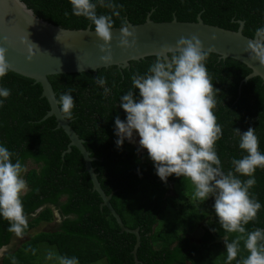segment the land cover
I'll return each instance as SVG.
<instances>
[{"label": "trees", "instance_id": "16d2710c", "mask_svg": "<svg viewBox=\"0 0 264 264\" xmlns=\"http://www.w3.org/2000/svg\"><path fill=\"white\" fill-rule=\"evenodd\" d=\"M22 1L68 30L139 25L151 14L155 22H197L201 15L205 24L232 31L244 21L249 38L264 32V0ZM170 57L159 99L167 69L158 56L49 80L62 113L97 158L93 166L106 194L114 193L111 204L127 228H139L140 264H264V82L243 83L252 70L217 54ZM42 92L0 64V250L16 232L54 222L56 210L62 219L55 231L6 251L0 264H38L42 244L56 247L65 264H135L136 236L121 232L101 208L80 151L62 157L70 140L55 117L42 121L50 110ZM132 119L144 124L147 153L118 130ZM186 176L201 190L199 205L176 199ZM168 209L177 215L163 221ZM197 230L199 242L191 237Z\"/></svg>", "mask_w": 264, "mask_h": 264}, {"label": "water", "instance_id": "95a60500", "mask_svg": "<svg viewBox=\"0 0 264 264\" xmlns=\"http://www.w3.org/2000/svg\"><path fill=\"white\" fill-rule=\"evenodd\" d=\"M237 31L205 24L198 16L197 22H155L151 14L143 24L127 22L120 28L92 30H68L49 23L38 16L22 0H0V64L4 70L34 80L41 84L42 97L46 98L50 110L42 121L55 117L57 129H62L70 143L62 157L77 148L84 159L85 169L90 175L93 190L102 199L101 208L107 207L116 219L121 232L132 233L137 242L133 250L135 264H140L137 253L141 246L139 228L129 229L123 223L111 200L114 193L106 194L93 166L97 158L85 147V141L72 128V120L62 113L61 102L49 80L50 76L65 74H97L103 68L117 66L129 68L131 62L148 57H161L167 72L161 82L158 99L164 82L173 69L172 53H194L202 60L201 53H213L223 59L232 58L252 70L244 80L259 77L264 82V32L258 31L254 38L243 34L244 21H238ZM157 99L156 104L159 105ZM161 111V109L159 108ZM136 145V144H134ZM143 154L147 152L141 144L136 145ZM40 208L37 213H40ZM55 217L60 218L58 210ZM8 248L0 250V258Z\"/></svg>", "mask_w": 264, "mask_h": 264}, {"label": "rangeland", "instance_id": "374dc122", "mask_svg": "<svg viewBox=\"0 0 264 264\" xmlns=\"http://www.w3.org/2000/svg\"><path fill=\"white\" fill-rule=\"evenodd\" d=\"M137 131L138 130H137L136 126L133 125L128 132L126 131V133L129 134V135H127V138H133L132 135H130V134L133 133V135H136V134H138ZM136 145H138V144H136ZM145 153H147V152H145ZM154 153H156V152H154ZM149 159L154 164L158 163L157 159H155L153 157H149ZM31 167H32L31 165L28 166V168H31ZM189 178H190V176H188L187 178H184L182 180L185 184L182 185L180 192L178 194H176V199L179 201V203L181 205L184 203H187V204L195 203V204L199 205V203H200L199 196H201V190H200V188L197 187V185H195V182ZM186 180H188V181L186 182ZM204 184H205V182H204ZM24 190H26V189H24ZM178 209L176 211H178ZM187 210H188V208H185V212H187ZM174 215L176 216L177 213L172 211L171 209H168L165 211V214H164L162 220L163 221L164 220L165 221H172V220H174L173 218H175V217H173ZM60 223H61V220L58 219L52 223H42L38 227H36L33 230H31L30 232H28L27 234H21L19 232H16V235H15L14 240H13V244L8 248V250L9 249L15 250V249L20 248L25 242H27L31 238V236H34L38 233L55 231ZM201 235H202V232L197 230V233H193V235H191V237L196 242H199ZM38 264H65V263L63 262L61 254L56 249V247L50 246L47 244H42L39 247ZM93 264H107V262H106V260H102V261H99V262L93 263Z\"/></svg>", "mask_w": 264, "mask_h": 264}, {"label": "flooded vegetation", "instance_id": "af4514ba", "mask_svg": "<svg viewBox=\"0 0 264 264\" xmlns=\"http://www.w3.org/2000/svg\"><path fill=\"white\" fill-rule=\"evenodd\" d=\"M133 125L136 126V128L138 130L137 131L138 134L133 135V133H132L130 135H132L133 138H127V135H129V134L126 133V131L128 132ZM118 130L121 133L122 138L125 139L126 141H128L130 144H133V145L134 144H141V146H142L144 144L145 140H146V137H147L146 129L144 128V124L139 119H132L131 121H129L126 124H121L118 127ZM134 146L136 147V145H134ZM137 149L139 150V148H137ZM22 189H23L24 192H26V190H24V189H26L25 185H22Z\"/></svg>", "mask_w": 264, "mask_h": 264}, {"label": "clouds", "instance_id": "9594fccd", "mask_svg": "<svg viewBox=\"0 0 264 264\" xmlns=\"http://www.w3.org/2000/svg\"><path fill=\"white\" fill-rule=\"evenodd\" d=\"M147 152H148V151H147ZM58 219H60V220L62 221L61 217H60V218H56V217H55V220H58ZM7 248H8V247H7ZM6 251H8V249H7Z\"/></svg>", "mask_w": 264, "mask_h": 264}, {"label": "bare ground", "instance_id": "6f19581e", "mask_svg": "<svg viewBox=\"0 0 264 264\" xmlns=\"http://www.w3.org/2000/svg\"><path fill=\"white\" fill-rule=\"evenodd\" d=\"M138 136V135H137Z\"/></svg>", "mask_w": 264, "mask_h": 264}, {"label": "crops", "instance_id": "0c3cea01", "mask_svg": "<svg viewBox=\"0 0 264 264\" xmlns=\"http://www.w3.org/2000/svg\"><path fill=\"white\" fill-rule=\"evenodd\" d=\"M193 235V234H192Z\"/></svg>", "mask_w": 264, "mask_h": 264}]
</instances>
